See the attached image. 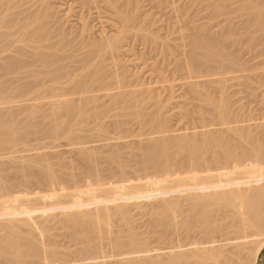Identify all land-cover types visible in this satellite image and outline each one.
<instances>
[{
    "label": "rangeland",
    "instance_id": "rangeland-1",
    "mask_svg": "<svg viewBox=\"0 0 264 264\" xmlns=\"http://www.w3.org/2000/svg\"><path fill=\"white\" fill-rule=\"evenodd\" d=\"M33 1L36 4L32 6L38 11L44 0ZM45 1L54 13H51L52 17L49 19L52 20L48 24L51 28L48 29L50 33L51 30L55 32L54 28L56 30L60 27L57 29L64 30L68 37L79 38L82 32L83 39L100 40L104 36H116L122 28L123 23H119L118 14L107 5L106 0H94L97 4L93 0ZM119 2L120 5L127 3L121 5L120 10L124 11L128 5L125 11L132 9L135 18L133 21L135 24L132 23L130 29L128 28L129 35L126 33L121 41L119 52L105 53L102 50L92 54L90 53L92 47L86 49L87 45L79 49L80 52L77 50L69 52V49L65 52L49 50L48 57L53 59L52 61L49 59V63L54 62L50 68L61 74H58L59 82L64 80V84L56 82L61 86L53 91L55 93L53 96L57 99V93H62L64 94L62 99L68 98L75 101V104L81 98H95L92 104L85 107L91 117L86 119L83 125L79 123L73 125L72 135L70 134L72 140L70 137L52 139L50 138L52 136L45 137L44 133L42 135L41 131L45 130L47 121L41 119L40 112H48L50 103L38 97L35 92L37 88L33 90L29 88L32 94L27 92L29 77L24 75L22 63L29 61L28 69L40 71L43 69L42 57L44 59L45 54L37 53L36 59L28 58L25 56L26 53L23 54L22 51L18 53L20 50L16 45L20 43L16 42L9 47L5 46V41L0 42V113H3L4 117L16 116V122L19 124L15 123L18 127L23 126L21 130L24 129L23 134L26 133L22 134L21 140L0 147V177L2 183L10 187L5 191L9 196L3 202H14L22 210L19 220L15 222L14 232L17 233H12L13 238L17 239L15 235L20 234L18 237L21 236V239L23 237L28 238L27 240L32 239L38 245V255L35 256L36 252L32 253L27 259H20L16 263L0 258V264H130L131 259L143 263L149 257L163 264L170 257L183 253L203 252L205 249L206 257L198 260L194 258L191 264H255V256L261 245H264V232L250 227L247 223L241 225L236 223L238 204L220 206L215 202L210 203L209 218L211 224L216 227L214 233L210 235L203 229L201 222L193 216L188 217V210L191 208L188 201H182L178 211L172 210L168 217L164 216L163 221L155 219V216H152L154 209L159 210L163 206L162 201L154 194L155 187L169 183L170 178L162 175V177L158 175L159 178H152L148 172L145 174L137 158L141 153L139 144L142 146L150 139L165 134L177 135L181 132L194 134L200 138L203 133L215 131L229 136L230 140H237V135H233L232 129L249 127L260 133L264 130V31L261 32L263 28L259 30L255 27L253 21L255 16L252 17L254 13L239 11V0H215V3L214 0ZM39 3L41 5L37 8ZM134 3H137L136 8ZM95 4L99 6L96 8ZM85 33H89L88 36ZM212 34L221 37L220 45L227 53L230 52L233 59L221 64L210 57L200 59L199 63L197 62L198 66L195 63L193 66L189 60L193 39L202 36L212 37ZM49 37L52 39L49 38L51 44L54 41L60 42L59 35L55 39L51 34ZM55 43L52 45H56ZM196 52L198 53H194L195 56H200V52ZM40 54L42 57L38 58ZM190 62L196 73H188L184 69ZM92 68H100L107 85L103 87L93 84V90L90 92L79 94L69 92L73 89L69 87L73 85L70 78L88 80L86 74L88 75ZM122 72H125V78L118 83L116 76ZM67 78L69 80H66ZM51 83L49 81L47 84ZM23 92L27 93L25 97L22 96ZM119 93L127 95L130 100L144 98L139 117L125 114L120 104L112 103V96ZM208 94L213 95L214 99L225 100L223 102L230 109L228 111L234 115L230 122L220 121L214 107L203 101ZM150 96L155 101L150 100ZM158 101L168 123V131L164 134L157 133L152 126H143L141 122L154 111ZM101 109H106L107 113L95 116L94 113ZM29 110H34V114L33 111L26 112ZM4 113H7V116ZM58 116L59 121L61 118L63 120L62 112ZM103 128L105 129L103 132H106L105 137L100 136ZM136 151L140 153L135 154ZM85 154L87 158L93 156L88 159L89 162L92 160L91 164L99 163L93 165L100 166L96 168L98 167L105 178L103 185L90 187L82 179L84 178L81 177L82 172L94 167L89 164ZM112 154L119 155L123 163L121 165L128 164L125 168H129L126 173H119L121 165L118 168L119 164H113L108 160ZM124 160L126 162H123ZM38 162L39 164H36ZM41 163L44 167L46 164L51 165V169L54 168L53 172H58L55 175L61 176L58 177L59 182L56 185L45 180L42 175L44 171L41 170L49 166L44 168ZM88 164L91 167H88ZM38 165H42L43 169ZM258 170H264V166L235 169L225 173ZM209 174L222 175V171L215 167ZM22 175H25L24 179L27 176L28 182L19 180ZM108 188L120 191L125 208L121 212L117 210L113 199L103 192L102 203L105 206L103 209L104 213L106 212L107 223L100 227L99 231L88 232L87 240L81 241L75 237L68 221L52 211L50 206L49 199L55 196L68 200L72 194L81 198V195L84 196L85 192L92 189L102 191ZM91 208L90 211L95 216L98 210L93 206ZM188 220L191 221V228L185 231L181 225ZM131 233H134L138 240L144 241L138 250L123 246ZM21 239L18 241L21 242Z\"/></svg>",
    "mask_w": 264,
    "mask_h": 264
},
{
    "label": "bare ground",
    "instance_id": "bare-ground-1",
    "mask_svg": "<svg viewBox=\"0 0 264 264\" xmlns=\"http://www.w3.org/2000/svg\"><path fill=\"white\" fill-rule=\"evenodd\" d=\"M95 1L93 0V2ZM119 1L118 0H106V3L108 2L107 5H109V7L111 6L110 8H112L114 12L118 14L119 23L121 22L123 23L121 24L122 25L121 26L122 28H120L121 30L118 31L119 33L116 36L113 35L109 37L104 36L102 33L104 37H101L100 40H95V39H88V38L83 39V35L81 32L80 37L82 36L81 37L82 40H80L81 39L80 37L79 39L78 36L77 37L70 36L69 33L68 34L70 37H68L67 33H65L64 30L63 31L58 30L60 27L58 28L57 26L56 27L58 29L56 28L55 30L54 28V31H55L54 33H53V30H51L52 31L51 33L49 32L48 29H51V28L48 27V24L50 21H52L49 19L52 17L51 13L52 14L54 13L52 12V8L49 7V4L47 3V1L44 0L43 1L44 3L42 4L41 8L38 11H35L36 9L34 10V6H35L34 4L36 3L33 0H27V1L26 0L25 1L24 0H0V42L5 41L6 43L5 46L8 45L9 47L16 42L20 43V45H16L19 47L18 50H20V52L18 53H21L22 51L23 54L26 53L25 56H27L28 58L35 57L36 59L37 53L45 54V55L43 54L45 56L44 59L41 56V54L38 57L40 58L41 56L43 60L42 67H41L43 69H41L40 71L33 70L34 68L28 69L27 67L30 65V63L29 65L27 64L29 61L27 63L23 62L22 63L23 65L20 63V65L23 66L24 75H26L27 78L29 77L28 82H27V86H29L27 88L28 89L27 92L29 93L32 92L30 91L29 88H31V90H33V88L35 89L37 88L36 91L35 89L34 91L37 92L38 97L44 100V102H48V104L50 103V108L47 109L49 110L48 112L44 109L46 113L44 111L40 112L41 114L39 113L41 119L43 121L45 120L47 121L46 122L47 129L46 127L43 126L45 130H43L44 132L41 131L42 135L44 133V136L45 135L52 136L50 137L52 139H56V138L58 139L59 137L61 138L62 136H64L66 138L70 137L69 139L72 140L71 132L73 131L72 129L73 125L74 124L78 125V123L79 125L80 124L83 125L84 122L86 123L87 121L86 119H89L91 115L88 113L87 108L85 109V107L87 105L92 104L95 101L94 97H85V98H81L79 102L75 104V101L73 102V100H69L68 98L62 99L64 95L62 93L61 94L57 93L56 95L57 99L54 97L55 96L54 92L56 88L60 87L61 85L59 83H63L64 80L62 82H59L60 80L58 81V78H59V75L61 74L58 73L59 74L58 75L57 70L55 69L52 70L50 68V67H53L54 62L49 63V59H50L48 57L50 56L48 54L49 50L50 51L52 49L56 51L64 50L65 52L66 49H67L66 51H68L69 49V52L70 50L72 52L75 50L78 51L79 49H82L84 46L87 45L86 49L87 47H89V49L90 47H92V50L90 51V53L92 54L98 53L102 50H104L105 53L119 52L121 48V41L124 39V36L126 35V33L128 34V28L131 26L132 23H134L133 21H135L134 14L133 12H131L132 9L131 11L130 9L129 11H125L128 6L127 5L125 6L126 8L124 11H122L123 9L120 10L119 7H121V5H124L125 2L120 5ZM239 1H240L239 11L240 10L241 12L246 11L247 13H250L248 11H251L252 13H254V15L252 14L253 15L252 17L254 16L255 17H254V20L253 19L252 20L256 24L255 27L256 28L258 27V29L259 28L264 29V1L263 0L262 1L260 0H255V1L254 0L253 1L239 0ZM95 3L97 4V2ZM214 3H215V0H214ZM126 4L127 3H125V5ZM136 4L134 8H136ZM38 5L40 6L41 4L39 3L37 4V6ZM39 6L37 8H39ZM98 6L99 5H96V8ZM101 7L103 6L101 5ZM255 19H256V22H255ZM85 28H83L84 31H85ZM263 29L262 30L259 29V30H261L262 32L264 31ZM57 30H58V33L56 35ZM140 31L142 30L140 29ZM50 34L53 35L54 39L56 38V36L59 35L58 38L60 39L59 40L60 42L57 39L59 43H55L54 41L52 44L55 43L56 45H52L51 44L52 41H50L52 39L49 37ZM213 35L214 34H212V37H208V38H206L205 36H202V37H196L193 39L191 47H190V50H191L190 53L192 54L189 57V60L192 61L193 66L195 65L198 66L197 62L200 61V59L203 60V59L210 58V57L215 58L221 64L227 61H231L233 59L230 52L227 53V51H225L224 48L220 45V40H222L220 39L221 37L213 36ZM196 51L200 52V56L199 55L197 57L195 56L194 53H198ZM90 56L92 55L90 54ZM52 60L50 59V61ZM17 62L19 63V61ZM56 66H57V63H56ZM59 67L62 68V66H59ZM184 69L187 70L188 73H193V72L196 73L194 67L192 68L191 62H190V65L188 64L187 67L185 65ZM124 73L122 72L121 74H118L116 76V82L120 83L122 79L125 78ZM86 76L88 80L83 79L80 81L78 79L75 80L74 77L70 78L71 79L70 81L71 83H73V85L71 84L72 86H69V87L71 89L73 88L72 89L73 91L71 89H70L71 91L69 90L68 91L79 94V93L92 91L93 84H98L103 87L107 85V80L103 76L100 68H94V69L92 68V70H90L88 75L86 74ZM66 80H69V79L67 78ZM49 81L52 82L53 84L51 83L52 85L51 84L48 85L47 83ZM56 82H59V83H56ZM50 90L54 92L52 93ZM26 94H27L26 92H23L22 96L25 97ZM52 96L53 98H51ZM212 96L209 94L205 95L204 97L205 100L203 101L209 102V104L214 107V110L216 111V114L218 116L217 118L220 121H222L223 123L230 122L234 118V115H232L229 112L230 109H228L227 108L228 106H226L225 103L223 102L225 100H222L221 98L214 99ZM34 97H33V100H34ZM149 99L152 101H155L153 100L151 96L149 97ZM144 101H145L144 98L143 99L136 98L134 100H130L127 95L121 94V93L112 96V103L120 104L122 111H125V114H129L132 117H139V115H141L140 114L142 113L141 107ZM157 103H156L157 106L154 109V111L150 115H148L147 119L145 118L141 122H143V126H146V127L152 126L151 128L154 127L157 130L156 131L157 133L164 134L165 132L168 131V128H167L168 123L166 121V117L163 116L162 114L163 113L162 106L160 105L159 101ZM106 109L98 110L94 113V115L101 116L107 113ZM34 110H32L33 112L31 110L26 111V112L31 111L32 114H34ZM36 111L39 112L42 110L40 109ZM61 112L63 113L64 118L63 120L61 118V121H59L58 115L61 114ZM4 114H6L7 116V113H4ZM9 115H11V113ZM27 116H29V114ZM12 117H4L3 113L2 114L0 113V147L7 145L8 143L17 142L21 140L20 138H23L22 134H23V131L25 130L23 129L22 131L21 128H24V127L21 125H20L21 127L20 126L18 127L17 125L19 123L16 122L17 121L16 116H12ZM15 118L16 120L14 121ZM48 121L50 124L48 123ZM15 122L18 124H16ZM40 123H38V125ZM104 130L105 129L103 128L100 133L102 135L100 136L105 137L106 134L104 135V133L106 132H103ZM232 132H233V135L235 136L237 135L236 137L238 138L237 140H232V139L230 140L228 138L229 136L221 134V133H216L215 131L209 132V133H203V135L200 138H197L196 136H194V134H186V133L182 134L181 132L180 134L178 132L177 135L165 134L160 137L157 136L156 138L151 137L152 139H150L148 142H145V144L142 143L143 144L142 146L141 144H139L141 149H139V147L137 149H139V151L141 150L140 151L141 153L136 151L135 154L138 152L140 153V156L138 155L139 156L138 158L136 155L135 156L137 159H139L138 162L140 161L139 164H141L139 166L142 167L145 174L148 172L150 177L152 176V178L153 177L159 178L162 176L163 177L166 176L168 177V179L170 178L169 183L155 187L154 194L156 198H158L163 203V204L161 203L163 205V206L161 205L162 206L161 209L159 210L154 209V212H153L154 215L152 216H155V219H157L160 222L163 221L164 216L168 217L169 213L172 210L178 211L179 205L182 201H185V202L188 201L191 207L188 210V214H189L188 217L193 216L197 221L201 222L203 225V229L210 235L214 233L216 229V227H214L211 224V220L209 218L210 203L215 202V203H218L220 206L238 204V208L236 209V223L238 225L247 223L250 227L256 228L259 231L264 232V170L241 172V173H225L227 171L235 170V169L242 170L244 168L264 166V130H261V133H260V132H256L255 130L250 129L249 127L247 128L240 127V128L232 129ZM53 137H56V138H53ZM116 153L118 152L116 151ZM117 155L118 154L109 157L108 160H110L111 163L113 162V164L114 163L117 165L119 164L118 166L119 168L120 165L123 163L120 160L119 155H118L119 158L117 157ZM91 157L93 156H89L90 159ZM89 158H87L86 156L87 161ZM93 159L95 160L96 158H93ZM91 161L90 162L88 161L89 164H91ZM103 161H107V160H103ZM47 162L49 163V161ZM123 162H126V161L124 160ZM94 163L99 164L98 162H94ZM36 164H39V162ZM91 165H89L88 167H91ZM127 165H128L127 163H124V165H121L122 168L119 169V173H122V174L126 173L127 172L126 170L129 169V168L125 169ZM46 166L47 167L49 166L50 168L49 167L46 168ZM93 166L94 167L89 168L90 170L88 169L84 171L83 169L84 172L81 171L83 175V176L81 175V177H84L82 179H84L85 182H87V185L90 187L95 186V185H99V186L103 185L105 178L100 173L98 167L96 168V166H99V165H96V166L93 165ZM215 167L218 170L222 171V175L209 174V172H211V170L214 169ZM29 168H32V167H29ZM44 168L46 169L41 170V171L42 172L44 171L42 175L46 178L45 180H47L48 183L50 184L55 183L54 185H56L57 182H59L58 177L61 178V176H57V174L55 175V173H58V172L54 173L52 170L54 168L52 167L51 169V165L49 164H46ZM41 169L43 168L41 167ZM54 171H56V169ZM76 171H79V170H76ZM200 173L203 175H201ZM158 175L160 176L158 177ZM24 176L25 175H22L23 178L21 177L22 179L20 178L19 180H22V181L25 180L26 182L27 176L25 177L26 179H24ZM16 182H19V181H16ZM25 182L24 183L22 182V184H25ZM4 184L6 183H2V180L0 177V258H4L10 263L11 262L16 263V261L18 262V260L20 261V259L21 260L24 258L27 259L30 255H32V253L36 252L35 256L38 255L37 253L38 245L32 239L27 240L28 238H24V237H23L24 240L21 239L22 238L21 236H19L21 239V242L18 241L20 240L18 237V235L20 234L15 235L17 232H14L15 231L14 226H15V222L17 221V219L19 220L18 217L19 215H21L22 210H20L19 205L17 206V204H15L14 202H9V203L3 202L9 196V194L5 192L8 187V184H7V187ZM19 185H21V181ZM9 188L10 187H8V189ZM103 192L106 193L110 197L111 200L113 199V201L115 202L114 206L116 207L117 210H119L120 212L124 210L125 203L121 199V196H120L121 194L119 193L120 191L117 189H111V188H108L102 191H97V190L92 189L91 191L85 192L84 196L81 195L82 199L78 197L77 195H73V194L69 196L70 198L68 200H63L59 196H55L49 199L50 206L52 208V211L56 212V214H58L62 218H65L68 221V223L74 230V233L76 235L75 237H77L78 239L80 238L81 241L87 240L88 232H90L91 230L99 231V229H101L100 227L105 226L107 223V219L105 215L106 212L104 213V209H103L105 206L102 203V198H103L102 193ZM82 200L83 202H81ZM91 206H93L95 209L98 210V211L96 210L97 213L95 216L90 211L92 209ZM181 226L185 231H188L191 228V221L188 220L184 222ZM13 232L15 233L14 235L17 237V239L14 237L15 240L12 236ZM11 236H12V239H11ZM143 243L144 241L138 240L135 234L131 233V235L129 236V239L123 244V246H130L133 249L138 250V248ZM83 252H85V250ZM205 252H206V249L203 252H192V253L179 254L177 256L168 258L167 260L163 262V264H191L194 258L197 260L205 258L206 257ZM212 256H216V254H212ZM159 263L160 262L157 259L152 258V257L145 259L143 263L135 259H131V262H130V264H159Z\"/></svg>",
    "mask_w": 264,
    "mask_h": 264
},
{
    "label": "crops",
    "instance_id": "crops-1",
    "mask_svg": "<svg viewBox=\"0 0 264 264\" xmlns=\"http://www.w3.org/2000/svg\"><path fill=\"white\" fill-rule=\"evenodd\" d=\"M255 264H264V245L261 246L255 256Z\"/></svg>",
    "mask_w": 264,
    "mask_h": 264
}]
</instances>
